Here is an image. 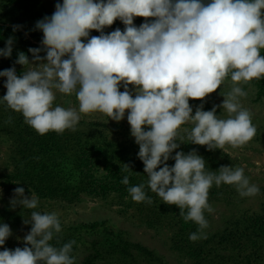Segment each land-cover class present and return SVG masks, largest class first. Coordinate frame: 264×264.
I'll list each match as a JSON object with an SVG mask.
<instances>
[{"label": "clouds", "instance_id": "obj_1", "mask_svg": "<svg viewBox=\"0 0 264 264\" xmlns=\"http://www.w3.org/2000/svg\"><path fill=\"white\" fill-rule=\"evenodd\" d=\"M262 10L264 0L57 2L51 16L35 24L43 37L41 47L28 49L32 60L23 51L17 54L14 65L24 66L22 74L17 75L15 66L0 71L7 90L0 103L21 113L25 123L41 135L75 130L81 114L99 112L120 122L127 111L147 187L163 203L178 206L186 223L198 225L189 234L195 242L206 238L205 211H213L208 202L213 184L234 185L241 197L260 192L243 167L206 171L205 159L195 149L187 154L175 150L185 141L209 151L226 145L238 148L256 135L252 114L241 102L247 92L240 85L264 77ZM135 17L151 19L137 26ZM117 19L124 29L105 33ZM20 28L13 25V32ZM92 30L100 34L91 36ZM14 43L15 37H8L0 57L10 58ZM229 77L232 86L221 90L222 104L205 111L201 103L193 115L189 98L207 97ZM57 91L75 93L78 109L54 106ZM217 107L227 113L226 118L216 114ZM185 124L191 128L180 135ZM169 159L175 161L173 166L167 164ZM121 183L129 185V177L125 175ZM127 191L135 202L152 203L143 183ZM38 205L34 192L29 197L23 187L14 189L11 208L32 210ZM24 223L31 225L23 237L25 246L4 248L0 264H75L74 240L61 247L50 243L62 230L56 212L31 211ZM11 235L10 226L0 223V246Z\"/></svg>", "mask_w": 264, "mask_h": 264}, {"label": "trees", "instance_id": "obj_2", "mask_svg": "<svg viewBox=\"0 0 264 264\" xmlns=\"http://www.w3.org/2000/svg\"><path fill=\"white\" fill-rule=\"evenodd\" d=\"M145 19L151 18L135 17L134 23L139 26ZM109 27L124 29L118 19ZM30 35L37 41L43 37L41 31H30ZM10 36L15 37V43L12 56L7 58L9 65H14L18 52H25L31 60L32 54L28 49L41 47L40 43L30 41L23 29L13 32V24L0 19V48L5 47ZM261 52L264 54V50ZM21 72L19 69L18 75ZM251 83L259 88L258 94L262 96L264 77L253 79ZM2 136H6L10 142V162L15 171L13 178L40 199L76 204L86 196L98 198L116 205L124 217L137 219L149 227L165 226L172 232L173 250L188 259L190 264H264V210L261 214L234 216L219 231L211 230L208 225L204 229L206 238L191 241L189 234L197 231L198 225L191 221L186 223L178 206L163 203L147 187L144 164L137 156L139 145L130 135L123 138L84 122L77 124L75 130L69 129L63 133L50 131L41 135L25 123L21 113L8 108L6 103H0V138ZM194 149L205 159L206 171L228 166L225 155L219 149L209 151L206 146L185 141L175 151L187 154ZM175 151L172 155H175ZM174 163L172 159L167 161L169 166ZM125 175L129 177V185L121 183ZM141 183L145 184V192L152 199L151 204L133 201L127 191L129 186ZM237 196L239 193L234 185L222 184L217 187L213 184L208 202L211 206L218 202L231 203ZM207 216L208 212L205 211L206 219ZM80 231L74 228L65 233L61 231L50 242L61 247L74 240L76 243L71 255L75 257V264L82 245L91 252L84 264H100V261L103 264H163L143 246L137 247L139 255L136 257L130 252V244L116 237L117 242L107 231H98L99 236L90 244Z\"/></svg>", "mask_w": 264, "mask_h": 264}, {"label": "rangeland", "instance_id": "obj_3", "mask_svg": "<svg viewBox=\"0 0 264 264\" xmlns=\"http://www.w3.org/2000/svg\"><path fill=\"white\" fill-rule=\"evenodd\" d=\"M57 2L62 3L63 0H0V19L9 24L20 25L30 41L41 44V41H37L30 35V31L40 32L35 29L36 22L45 16H51L55 11ZM113 30L115 28L108 26L104 31L109 33ZM99 34L95 30L90 33L91 36H98ZM44 55L45 53L41 52V56ZM13 66L16 68L17 75L19 69L22 72L24 70V66L19 64L9 65L7 58L0 57V71ZM5 81L6 77H0V97H3L7 91L4 87ZM231 86L229 77L220 88L207 97L203 99L189 98V104L193 107V115L196 107L201 103H203V110L205 111L208 108H213L214 105H221L224 99L220 95L221 90L229 91ZM240 86L247 92V96L241 99L242 105L251 112L252 123L256 126L257 132L254 138L244 146L233 148L226 145L223 150L219 149V151L225 155L228 166L243 167L245 175L252 184L259 187L260 192L251 197H241L239 195L231 203L218 202L213 204V211L208 212L207 216L208 225L213 231L222 230L234 216L261 214L264 210V94L259 96V88L251 82L242 83ZM129 87L132 88L133 86L129 85ZM123 90V87H121L120 91ZM55 105L76 109L79 107L75 93L68 95L58 91L54 101ZM216 114L221 118L227 117V113L222 107H217ZM126 117L127 111L125 118L120 122H116L108 119L102 113L92 112L81 114L79 123L95 124L103 130L106 129L111 134L117 133L123 138L126 135L132 137ZM190 128L191 124L182 125L180 133L182 134L184 129L190 130ZM2 137L0 138V223L8 224L12 230V235L6 240L4 246H0V251H3L4 248L14 250L16 247L23 248L25 246L23 237L30 231L31 225H26L24 220L30 216L31 211L56 212L61 222V231L65 233L71 228L81 230V235L88 244L97 239L99 236L98 231H107L115 238L118 237L120 241L130 244V252L134 253L136 257L139 255L137 247L143 246L161 259L163 264L191 263L188 259L182 257L179 252L173 250L171 246L172 232L168 228L165 226L159 228L149 227L137 219L124 217L118 212L116 205H110L98 198L86 196L76 204H66L60 201L40 199L37 196L39 205L36 209H23L21 206H17L15 209L11 208L10 200L14 196L15 188L23 187L25 195L29 197L31 191L13 178L15 171L10 162V142L6 136ZM133 139L135 138L133 137ZM118 238H116L117 242H119ZM90 253L82 245L77 253L76 263L84 264ZM99 263L103 264L104 262L100 261Z\"/></svg>", "mask_w": 264, "mask_h": 264}]
</instances>
